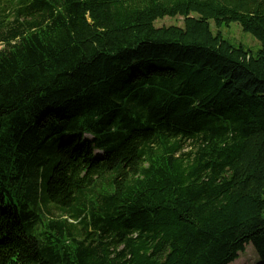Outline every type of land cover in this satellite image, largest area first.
Instances as JSON below:
<instances>
[{"label": "trees", "instance_id": "trees-1", "mask_svg": "<svg viewBox=\"0 0 264 264\" xmlns=\"http://www.w3.org/2000/svg\"><path fill=\"white\" fill-rule=\"evenodd\" d=\"M247 245L264 264V0H0V264Z\"/></svg>", "mask_w": 264, "mask_h": 264}, {"label": "rangeland", "instance_id": "rangeland-1", "mask_svg": "<svg viewBox=\"0 0 264 264\" xmlns=\"http://www.w3.org/2000/svg\"><path fill=\"white\" fill-rule=\"evenodd\" d=\"M181 26L182 20L179 18L169 19L165 18L163 20L157 21L155 23L156 27H168V26ZM221 34L231 43H241L245 45L247 48L251 49L253 52L259 49L258 42L248 34H245L241 31L240 27L237 24H230L228 27L223 26L221 29ZM86 138H88L86 136ZM96 155H100L97 154ZM54 215H57L58 212L53 211ZM260 260L251 245H247L245 247V251L239 254L237 260L232 262L231 264H259Z\"/></svg>", "mask_w": 264, "mask_h": 264}]
</instances>
